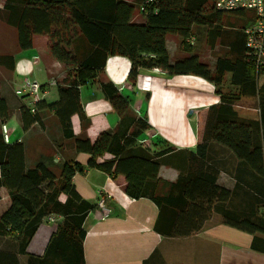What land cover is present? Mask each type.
Listing matches in <instances>:
<instances>
[{"label": "trees", "instance_id": "1", "mask_svg": "<svg viewBox=\"0 0 264 264\" xmlns=\"http://www.w3.org/2000/svg\"><path fill=\"white\" fill-rule=\"evenodd\" d=\"M213 1L2 0L0 3V17L16 30L19 50L30 49L33 36L46 35L51 56L67 70L65 82L57 86L56 102L45 105L40 100L33 105L34 113L25 104L20 107L22 130L38 122L36 110H52L63 137L72 140L71 149L89 156L85 167L109 176H123L122 190L134 200L148 197L159 210L155 231L167 237L193 235L213 210L219 212L222 223L229 227L249 234L264 233V217L251 219L226 208L232 192L215 184V173L207 165V150L214 143L230 151L239 165L264 178V81L258 82L264 71L253 65L243 33L253 22L254 14L233 35L222 29V19L232 15L242 17L245 11L213 10ZM209 3L211 7L206 10ZM136 7L142 17L140 23L133 21ZM194 26L206 28V42L211 49L226 34L232 39L229 55L217 56L213 71L193 54ZM167 35L180 38L179 47L187 53L185 57L170 60L165 43ZM110 56L129 61L127 80L131 85L140 70L156 69L169 76H198L212 84L219 96V103L207 109L200 142L193 152L187 153V185L182 192L186 210H177L176 215L184 216L171 223L164 225L161 221L171 195L147 193L146 188L148 182L157 179L161 157L173 149L152 152L149 144L139 142L147 128L144 119L138 117L133 128L123 134L102 131L93 141L76 138L73 132L71 117L81 118L82 112L79 86L93 80ZM0 66L11 70L14 58L0 55ZM225 74L235 93L220 91ZM99 88L115 113L119 117L125 115L128 98L111 82L100 83ZM242 98H257V104L253 108L242 107L238 105ZM8 114L6 102L0 96V121ZM81 172L83 168L76 162H65L58 179L43 164L25 169L22 144L5 143L0 134V188L5 187L10 196V207L0 215V235L12 236L22 252L44 219L59 218L58 230L49 245L56 247L66 236L68 248L73 251L72 263L82 264L85 234L82 223L97 205L81 199L74 189L72 177ZM67 260L70 262V258Z\"/></svg>", "mask_w": 264, "mask_h": 264}, {"label": "crops", "instance_id": "2", "mask_svg": "<svg viewBox=\"0 0 264 264\" xmlns=\"http://www.w3.org/2000/svg\"><path fill=\"white\" fill-rule=\"evenodd\" d=\"M135 10V17H141L138 7ZM173 38L180 40L176 35L165 37L171 61L187 55L184 52L178 55L176 46L170 44ZM48 45L46 35H35L30 49L21 51L17 46L13 54H8L14 58V66L4 71L0 96L9 114L0 121V126L4 124L7 128L8 143L22 144L25 169L43 164L58 179L65 162H76L83 172L75 173L71 181L79 197L95 205L104 196L107 211L96 206L82 223L85 232L82 264H264V233L249 234L229 227L222 223L216 210L193 235L167 237L156 232L154 226L159 213L156 205L148 197L137 200L128 197L122 190L123 176H109L86 168L89 156L71 149L72 140L63 137L52 110H36L38 122L22 130L20 107L23 104L30 107L29 97L19 98L14 91L23 80H33L42 86L41 100L45 105L58 100L57 86L66 80L67 70L51 56ZM129 65L124 57L110 56L93 80L79 86L82 112L81 118L71 117L72 129L76 138L93 141L102 131L123 134L131 130L138 117L146 121L147 128L141 137L149 141L151 151L173 149L161 157L157 179L148 182L146 188L147 193L171 195L161 220L165 225L184 216L175 213L186 210L182 192L187 185V153L193 152L201 140L200 113L207 112L220 99L212 84L194 75L169 76L155 69H142L131 85L127 80ZM106 82H111L128 98L129 107L122 117L101 93L99 84ZM207 157V165L216 176L215 184L232 194L247 197L248 204L245 207L242 204L241 209H250V203L264 201V178L239 165L230 151L211 143ZM173 184L175 186L169 189ZM9 207L8 190L1 187L0 215ZM226 207L236 213L241 210L230 202H226ZM253 210L252 205L251 212ZM59 223V218L55 222L44 219L22 252L12 236L0 235V264H73V251L68 248L66 236L56 247L49 245Z\"/></svg>", "mask_w": 264, "mask_h": 264}, {"label": "rangeland", "instance_id": "3", "mask_svg": "<svg viewBox=\"0 0 264 264\" xmlns=\"http://www.w3.org/2000/svg\"><path fill=\"white\" fill-rule=\"evenodd\" d=\"M1 2H2V0H0V3ZM132 2L135 3L136 0H132ZM206 7H207L206 10L209 9L211 7V3L207 4ZM135 13H137V10H134L133 21L138 22V23L142 22V19L140 16L135 17ZM250 14H251V12L245 11V15L242 17H237L234 15L224 16L222 19V29H224L225 31H228L227 33H232L233 35L237 31L240 32V30L243 28V26L246 25L245 23L248 20H251L252 15H250ZM205 29L206 28H204L203 26L192 27L191 36L194 37V46H192V49H193V52L199 57L200 61L205 63L209 67V69L211 71H213L214 62H215V59L217 58V56L224 57V56L229 55L230 46H228V45H229V42L232 41V39H229V36L226 34L225 39L222 40L221 43L216 42L215 48L211 49L206 42V30ZM179 43H180V40L178 41L177 38H173V40L170 41L171 46H173V47H174V45L176 46V49L178 51V55H180L182 53V51L179 47ZM170 44H169V46H170ZM16 49H17L16 30L13 27L8 26L5 23L4 18L0 17V55L3 56V55H8V54H13L16 51ZM172 51H171V54L173 53ZM174 54H175V52H174ZM4 71H7V70L5 68L1 67L0 68V82L6 76V72H4ZM3 75H4V77H3ZM262 81H264V77L259 79V81H258L259 84H261ZM19 88H20V86H19ZM220 91L222 93H235L236 92L234 90V88H232L229 84L228 74H225V76H224V81L220 87ZM22 97H24V96H22ZM256 104H257V98H242L238 102V105H240L242 107H246V108H253L256 106ZM199 118H200L199 127H200V132L202 135L204 125H205L206 112L200 113ZM246 198L247 197L243 196V195H241V196L235 195L233 192L231 198L227 202H230L231 206H239L241 209L242 204L244 205V207H245L246 203L248 204V202L245 201ZM250 204H252L253 208H254V210L252 212H251V207H252V205H251L250 209L242 208L238 214H240L241 216L250 217L251 219H258L257 217H264V201H260L259 204H257V202H255L254 204L253 203H250ZM226 208H228V207H226ZM258 220H260V219H258Z\"/></svg>", "mask_w": 264, "mask_h": 264}, {"label": "built area", "instance_id": "4", "mask_svg": "<svg viewBox=\"0 0 264 264\" xmlns=\"http://www.w3.org/2000/svg\"><path fill=\"white\" fill-rule=\"evenodd\" d=\"M212 9L222 12L244 10L254 14L253 22L247 25L243 30L245 35V47L252 55L253 65L264 71V0H214L212 2ZM14 94L17 97H29L28 103L30 105V111L34 113L33 105L41 100L42 86L36 81L25 78L20 88H18ZM0 129L3 141L8 143L9 135L6 126L1 124ZM139 142L147 144L149 141L143 138ZM96 205L103 211H107L104 196L97 200ZM48 221L54 222L55 220L49 218Z\"/></svg>", "mask_w": 264, "mask_h": 264}]
</instances>
